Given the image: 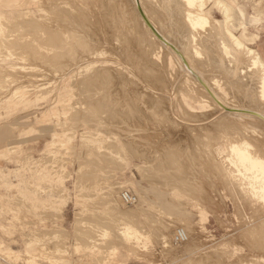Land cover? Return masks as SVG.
Wrapping results in <instances>:
<instances>
[{
    "label": "rangeland",
    "instance_id": "obj_1",
    "mask_svg": "<svg viewBox=\"0 0 264 264\" xmlns=\"http://www.w3.org/2000/svg\"><path fill=\"white\" fill-rule=\"evenodd\" d=\"M65 1L0 0V264H264V203L234 226L225 195L252 174L229 144L264 160V124L201 103L204 87L138 18L148 11L218 98L264 113L225 33L264 62V0H205L198 29L182 0Z\"/></svg>",
    "mask_w": 264,
    "mask_h": 264
},
{
    "label": "bare ground",
    "instance_id": "obj_2",
    "mask_svg": "<svg viewBox=\"0 0 264 264\" xmlns=\"http://www.w3.org/2000/svg\"><path fill=\"white\" fill-rule=\"evenodd\" d=\"M51 1V0H50ZM65 1V0H64ZM79 1V0H78ZM145 1V0H144ZM182 1H186V9H187V15H189V20L190 19H192V21H198V20H200V21H202V22H199L198 21V23H201V24H199V25H195L193 22H189V23H192L193 24V26L190 24V26H192V27H194V28H197V26H198V28L200 27V26H203V22H205V21H203V20H208L209 21V13H207V12H205V10L206 9H204V4H205V2L207 1H205V0H199L200 2V5L197 3L198 2V0H182ZM216 2H217V4H223L224 5V1L223 0H215ZM55 2V1H54ZM60 2H61V0H60ZM66 2V1H65ZM73 2V1H72ZM75 2V1H74ZM84 2V1H83ZM121 2V1H120ZM204 2V3H203ZM257 2V1H256ZM42 3V2H41ZM63 3V2H62ZM80 3V2H79ZM87 3V2H86ZM85 3V4H86ZM93 3V2H92ZM134 3V2H133ZM203 3V4H202ZM42 4H44V3H42ZM46 4V3H45ZM44 4V5H45ZM48 4V3H47ZM84 4V3H83ZM138 4V7H139V2H137V0H136V5ZM146 4V3H145ZM217 4H216V6H217ZM71 5V4H70ZM130 5V4H129ZM149 5V4H148ZM53 6V5H52ZM142 6V5H141ZM180 6H184V5H180ZM49 7H50V5H49ZM59 7V6H58ZM92 7V6H91ZM132 7V6H131ZM137 7V6H136ZM178 6H176V8H177ZM43 8V7H42ZM71 8V7H70ZM73 8V7H72ZM76 8V7H75ZM178 8H181V7H178ZM185 8V7H184ZM220 8V7H219ZM229 8H231V7H229ZM228 7H226V4H225V10H226V12H230L231 10L229 9ZM51 9V8H50ZM52 9H54L53 7H52ZM181 9H183V8H181ZM64 10V9H63ZM70 10V9H69ZM140 10H141V8H140ZM147 10V9H146ZM154 10V9H153ZM46 11V10H45ZM50 11V10H49ZM67 11V10H66ZM78 11V10H77ZM80 11V10H79ZM63 12H65V11H63ZM72 12V11H71ZM76 12V11H75ZM137 12V11H136ZM146 12H148V11H146ZM146 12H144V11H142V15H141V19H140V17H138L139 18V20H142V25H144L147 29H148V34H149V36H150V38H151V40L152 41H154L155 43H157V44H159L160 45V47H163L164 49L166 48L168 51H169V53H170V55L173 57V56H175L178 60H179V62L181 61L182 62V64H184V66H182L184 69L183 70H187L188 72H190V74L192 73L194 76V78L196 79V81L197 82H199L200 83V85H202L203 87H204V89L207 91V92H205L204 93V91L205 90H202L203 92V95H205V96H202L203 98V101L201 102V103H207L208 105L210 104H212L210 101H208L209 99H208V97L209 96H211V97H213L214 98V100H215V102H217V106H219V108L220 109H222L221 110V113H222V111H225L226 113H228V114H232L234 117L235 116H237L238 118H249L251 121H248V120H244L245 122L247 121V122H252L251 124H254L253 126L252 125H250L249 127L251 128V129H253V128H255L254 126H256V128H258L259 126H260V124H264V113L263 112H256V109H254L255 111H249V110H245L244 108V106L246 105V104H241V103H238V107L236 108V107H232V106H230L231 104H232V101L230 100V102H231V104L229 105V103H228V101L226 100V99H223L222 98V96H219L220 98H218L217 97V94L219 93V91H215V92H213L212 91V89L211 88H209L204 82H203V80L199 77V75L197 74V73H195L192 69H191V67L189 66V64L187 63V61H186V59H185V55L183 56V54H182V52L177 48V47H179V46H175L176 45V43H175V45L169 40V38L167 39L166 37H165V35L163 34L164 32L163 31H165V30H162L161 28L159 29L157 26H156V23L155 24H153L152 22H151V18H149V16H148V14L146 13ZM181 12V11H180ZM51 13V12H50ZM54 13H55V11H54ZM73 13V12H72ZM78 13V12H77ZM77 13H76V15H77ZM67 14H70V13H67ZM80 14V13H79ZM137 14V13H136ZM154 14V13H153ZM152 14V15H153ZM157 14V13H156ZM228 14V13H227ZM71 15V14H70ZM81 15V14H80ZM185 15V14H184ZM187 15H185V16H187ZM242 15V14H241ZM45 16V15H44ZM43 16V17H44ZM52 16V15H51ZM82 16V15H81ZM137 16V15H136ZM140 16V15H139ZM154 16V15H153ZM230 16V15H229ZM56 17V16H55ZM55 17H53V18H55ZM59 17H60V15H59ZM71 17V16H70ZM75 17V16H74ZM158 17V16H157ZM226 17H227V15H226ZM51 18V17H50ZM66 18V17H65ZM81 18V17H80ZM137 18V19H138ZM71 19V18H70ZM157 19V18H156ZM160 19V18H159ZM229 18H227V20H228ZM51 20V19H50ZM50 20H48L49 21V23H50V25H51V22H53V21H51L50 22ZM74 20H75V18H74ZM78 20V19H77ZM66 21V20H65ZM90 21V20H89ZM94 21V20H93ZM155 21V20H154ZM58 22H60V21H58ZM138 22V21H137ZM156 22V21H155ZM187 22H188V20H187ZM210 22V21H209ZM209 22H206V23H209ZM218 22V21H217ZM224 22V21H223ZM229 22V21H228ZM39 23V22H38ZM46 23V22H45ZM160 23H161V21H160ZM225 23V22H224ZM223 23V24H224ZM57 24V23H56ZM60 24V23H59ZM158 25H159V22L157 23ZM196 24H197V22H196ZM220 25H221V23H219ZM52 25H53V23H52ZM62 25V24H61ZM141 24H139V26H140ZM141 25V26H142ZM161 25V24H160ZM209 25H211V24H209ZM219 25V26H220ZM225 25V24H224ZM227 25H230V24H227ZM37 26V25H36ZM55 26V25H54ZM63 26V25H62ZM71 26V25H70ZM79 26V25H78ZM234 26V25H233ZM224 27H227L226 25L224 26ZM164 28V27H163ZM197 28V29H198ZM229 28H231V27H228V29ZM227 29V31L225 32L226 33V35L228 36V39L230 40V43H231V45H232V47L234 48V50H236L235 52L236 53H238L237 51H242V52H244V56H245V54H246V56H245V58H247V60L249 61V66H248V69L247 68H245V69H247V70H252V71H256L257 72V75H258V89H259V93L260 94H262V96H264V62L262 61V58L260 57V54L256 51V50H254V49H252V48H250V47H248L247 45H245L243 42H242V38L240 39L239 37H237L236 35H234L233 33H232V31L231 30H228ZM233 29V28H232ZM144 30V29H143ZM193 30V29H192ZM223 30V29H222ZM225 30H226V28H225ZM196 31V30H195ZM60 32V31H59ZM147 32V31H146ZM193 33H194V31H193ZM193 33H191V34H193ZM145 34V33H144ZM190 34V35H191ZM63 35V34H62ZM198 35H199V32H198ZM224 36H225V34H224ZM223 36V37H224ZM58 37V36H57ZM145 37V36H144ZM192 37V42H191V38L188 40V41H190L191 42V44H193V43H197V41L199 40V38L200 37H198L196 34L195 35H192L191 36ZM241 37H242V35H241ZM243 37H244V35H243ZM251 37V36H250ZM222 39V38H221ZM52 40V39H51ZM57 40V39H56ZM55 40V41H56ZM244 40V39H243ZM247 41L246 42H248L249 43V41H248V39H246ZM58 41V40H57ZM89 41V40H88ZM200 41V40H199ZM220 41V40H219ZM84 42V41H83ZM229 42V41H228ZM53 43V42H52ZM69 43V42H68ZM76 43V42H75ZM56 44V43H55ZM190 44V45H191ZM221 50L224 52V54L226 55V56H232V58H233V55H235V53L233 54L232 53V51H233V48H230V46L226 43V41H224V40H222L221 41ZM152 45H154V44H152ZM179 45V44H178ZM54 46V45H53ZM193 46V45H192ZM192 46H191V48H192ZM77 47V46H76ZM190 47V46H189ZM219 47V46H218ZM59 48V47H58ZM82 48V47H81ZM198 48H200V47H198ZM198 48L196 49L195 47H194V49H196L197 51H199L198 50ZM215 48H217V47H215ZM214 48V49H215ZM159 49V48H158ZM77 50H78V48H77ZM86 50V49H85ZM220 50V51H221ZM214 52V51H213ZM199 53V52H198ZM218 53H220V52H218ZM161 54V53H160ZM211 54H213V53H211ZM242 54V53H241ZM163 55V54H162ZM167 55V54H166ZM215 55V54H214ZM213 56V55H212ZM221 56V55H220ZM239 56V55H238ZM243 56V57H244ZM237 57V56H236ZM176 58H174V59H176ZM225 58V57H224ZM235 58V57H234ZM238 58V57H237ZM239 58H240V56H239ZM219 59V58H218ZM229 59V58H228ZM228 59H226V60H228ZM225 60V61H226ZM235 60V59H234ZM105 61V60H104ZM166 61V60H165ZM229 61V60H228ZM238 62H239V59L237 60ZM234 63H235V61H234ZM242 63V62H241ZM166 64V63H165ZM212 64V63H211ZM215 64V63H214ZM233 64V63H232ZM216 65H217V63H216ZM241 65V64H240ZM248 65V64H247ZM213 66V65H212ZM219 66V65H218ZM234 66V65H233ZM237 66H238V64H237ZM244 66V65H243ZM242 67V66H241ZM221 68V67H220ZM237 68V67H236ZM243 68V67H242ZM229 69V68H228ZM231 69V68H230ZM243 70V69H242ZM246 70V71H247ZM225 71V70H224ZM246 71H241V75L243 74V73H245ZM249 71V72H250ZM251 71V72H252ZM229 72V71H228ZM232 72H236V70L235 71H232ZM249 72H248V74H246L245 73V75H251V74H249ZM250 72V73H251ZM202 73V72H201ZM200 73V74H201ZM253 73V72H252ZM255 73V72H254ZM204 74V73H203ZM203 74H201L202 76H203ZM228 74V73H227ZM236 74V73H235ZM234 74V75H235ZM257 75H255V76H257ZM176 76V75H175ZM185 76V75H184ZM233 76V75H232ZM243 76H244V74H243ZM253 76V75H252ZM248 79L249 78V80H250V77H245L244 79ZM252 78V77H251ZM254 78H256V77H253V79ZM215 79V78H214ZM190 80V79H189ZM219 80V79H218ZM245 81V80H244ZM255 81H257V80H255ZM250 82V81H249ZM184 83H185V81H184ZM193 83V82H192ZM216 83H218L219 84V82H216ZM251 83V82H250ZM254 83V82H253ZM252 83V84H253ZM257 83V82H256ZM186 84V83H185ZM245 84H246V81H245ZM196 85H198V84H196ZM195 85V86H196ZM248 85V84H247ZM216 86V85H215ZM228 86V85H227ZM243 86V85H242ZM245 86V85H244ZM197 87V86H196ZM203 87H201V88H203ZM216 87H218V86H216ZM223 87V86H222ZM248 87V86H247ZM247 87H245V88H247ZM257 87V86H256ZM194 88V87H193ZM199 88H200V86H199ZM198 88V89H199ZM213 88V87H212ZM215 88V87H214ZM255 88V87H254ZM253 88V89H254ZM194 89H196V88H194ZM216 89V88H215ZM214 89V90H215ZM219 89V88H218ZM217 89V90H218ZM250 89V88H249ZM187 90H188V88H187ZM197 90V89H196ZM195 90V91H196ZM227 90V89H226ZM231 90V89H230ZM190 91H192V93L194 94V90H191L190 89ZM201 91V90H200ZM239 91V90H238ZM249 91V90H248ZM252 91V90H251ZM255 91V90H254ZM196 92H198V91H196ZM250 92V91H249ZM253 92V91H252ZM181 93V92H180ZM199 93V92H198ZM201 93V92H200ZM206 93L207 94H209V95H206ZM221 93V92H220ZM233 92H231V94H232ZM243 93V92H242ZM258 93V94H259ZM196 94V93H195ZM246 94V93H245ZM253 94V93H252ZM183 95H185V94H183ZM190 95H192V94H190ZM197 95V94H196ZM220 95V94H219ZM234 95V94H233ZM179 96V95H178ZM255 96V95H254ZM261 96V95H260ZM187 97V96H186ZM189 97V96H188ZM193 97H195V96H193ZM193 97H192V99H193ZM211 97H209V98H211ZM239 97V96H238ZM256 97H257V95H256ZM180 98V97H179ZM178 98V99H179ZM196 98V97H195ZM194 98V99H195ZM198 98V97H197ZM196 98V100L198 101V99ZM201 98V97H200ZM213 98L211 99V101H214L213 100ZM226 98V97H225ZM244 98V97H243ZM242 97H241V99H243ZM251 98V97H250ZM191 99V98H190ZM193 99V100H194ZM206 99H208V100H206ZM253 99V98H252ZM238 101V100H237ZM253 101V100H252ZM200 102V101H199ZM210 102V103H209ZM56 103V102H55ZM234 103V102H233ZM236 103V102H235ZM215 104V103H214ZM212 105V106H215V107H217L216 105ZM252 104V103H251ZM249 106H251V105H249ZM232 107V108H231ZM244 107V108H243ZM211 108V107H210ZM219 108L217 109L218 110V112H219ZM243 108V109H242ZM216 109V108H215ZM214 109V107H213V110H215ZM248 109V108H247ZM253 110V109H252ZM209 113V112H208ZM217 113V112H216ZM220 113V114H221ZM231 115V116H232ZM213 116V115H212ZM218 116V115H217ZM227 116V115H226ZM230 116V117H231ZM246 116H250V117H246ZM224 118V117H223ZM226 118V117H225ZM233 118V117H232ZM231 118V120H233ZM222 119V118H221ZM225 120V119H224ZM226 121H230V120H225V122ZM234 121V120H233ZM233 121H232V123H231V125L233 124ZM239 121H241V122H239ZM238 122H239V125L242 123V124H244L243 123V119L242 120H239ZM224 122V123H225ZM221 124H223L222 122H221ZM230 124V123H229ZM228 124V125H229ZM234 125V124H233ZM238 125V126H239ZM245 125V124H244ZM248 125V124H247ZM232 127H234V126H232ZM240 127H242V125L240 126ZM244 129V128H243ZM257 130H259V129H257ZM257 130H255V132L257 131ZM262 131H263V129H262ZM262 133V132H261ZM237 138H238V136H236ZM242 138V137H241ZM236 139V138H235ZM241 141V140H240ZM245 141V140H244ZM238 143H239V141H237ZM237 142H236V144H237ZM231 143H234V142H231ZM229 144V146L230 145H232V146H230L231 147V149H233L231 152H232V154L234 155L233 157L234 158H237L238 159V163L240 162L241 164H243L244 166L246 165V169H248L249 171L251 170V172H252V174L251 175H249L248 174V176H246L247 174L244 172V174H246L243 178L242 177H240V179H241V182L242 183H240L241 185H242V187H237V185H236V183H235V181H232V180H230V181H232L231 183H229L230 184V186L228 187L227 186V188H226V198H228V199H230V201H232L233 202V206H232V218H233V225L234 226H238V225H240V224H242L243 223V218H242V216H243V214H245L244 212H245V209H247V207H257V206H259V205H261L262 203H264V160L261 158H257L256 157V159L255 158H253L251 155H253V153H251V155H250V153L248 152V153H245L246 151H243V150H241V149H239L240 147L239 146H237V145H234V144ZM241 143H243V141L241 142ZM254 151V150H253ZM229 155V154H228ZM254 155H256V154H254ZM226 156V155H225ZM233 158V159H234ZM237 159H235L234 161H236ZM231 162H233L232 160H230ZM236 163V162H235ZM240 163L239 164H237L236 163V166L237 165H240ZM233 164H234V162H233ZM214 165V164H213ZM215 167H218V166H216L215 165ZM222 167V166H221ZM237 167H239V166H237ZM241 167V166H240ZM239 167V168H240ZM219 168V167H218ZM244 168V169H245ZM210 169H211V167H210ZM236 169H238V168H236ZM219 170V169H218ZM240 170V169H239ZM257 173V174H256ZM233 176H236V175H233ZM237 176H240V175H237ZM236 176V177H237ZM232 177V176H231ZM236 177H234V178H236ZM233 178V179H234ZM232 179V178H231ZM237 179H238V177H237ZM239 179V180H240ZM32 185V184H31ZM205 187V186H204ZM206 189V188H205ZM224 191V190H223ZM146 194V193H145ZM196 197V196H195ZM123 201H124V199H123ZM125 202V201H124ZM202 202H203V200H202ZM126 203V202H125ZM127 204V203H126ZM202 205V204H201ZM203 206V205H202ZM202 208V207H201ZM253 210V209H252ZM245 216V215H244ZM179 231V230H178ZM181 231H183L184 232V236H186L187 237V240H188V237H189V240H190V237L191 236H189V232H188V236H187V230L186 231H184V230H181ZM177 234H178V232H177ZM167 240V239H166ZM163 243V242H162ZM173 243V242H172ZM185 243V242H184ZM168 247V246H167Z\"/></svg>",
    "mask_w": 264,
    "mask_h": 264
},
{
    "label": "built area",
    "instance_id": "obj_3",
    "mask_svg": "<svg viewBox=\"0 0 264 264\" xmlns=\"http://www.w3.org/2000/svg\"><path fill=\"white\" fill-rule=\"evenodd\" d=\"M123 199L127 204H133V202L135 201V198H133L129 193H124L123 195ZM184 232L179 230L178 234L176 236V239L179 243H184L187 241V237L184 236Z\"/></svg>",
    "mask_w": 264,
    "mask_h": 264
}]
</instances>
